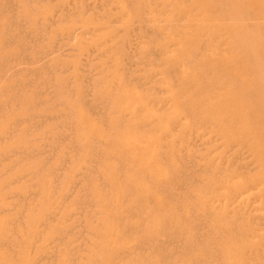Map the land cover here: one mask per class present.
<instances>
[{"label":"rangeland","instance_id":"rangeland-1","mask_svg":"<svg viewBox=\"0 0 264 264\" xmlns=\"http://www.w3.org/2000/svg\"><path fill=\"white\" fill-rule=\"evenodd\" d=\"M1 128L0 264H264V0H0Z\"/></svg>","mask_w":264,"mask_h":264},{"label":"bare ground","instance_id":"bare-ground-1","mask_svg":"<svg viewBox=\"0 0 264 264\" xmlns=\"http://www.w3.org/2000/svg\"><path fill=\"white\" fill-rule=\"evenodd\" d=\"M14 4H15V3H14ZM15 10H16V7H15ZM2 12H3V11H2ZM12 16H13V15H12ZM21 20H22V19H21ZM11 22H12V21H11ZM17 23H18V22H17ZM4 24H5V23H4ZM21 24H22V23H21ZM11 25H12V24H11ZM11 25H10V26H11ZM15 26H16V25H15ZM23 26H24V25H22V27H23ZM48 26H49V25H48ZM38 27H40V26H38ZM167 27H168V26H167ZM42 30H43V29H42ZM74 34H75V33H74ZM15 37H16V36H15ZM40 37H41V36H40ZM63 38H64V37H63ZM44 39H45V38H44ZM70 39H71V38H70ZM31 40H32V39H31ZM34 40H35V39H34ZM58 40H59V39H58ZM73 41H74V40H73ZM73 41H72V42H73ZM11 42H12V41H11ZM34 43H35V42H34ZM161 44H162V43H161ZM161 44H160V45H161ZM66 46H67V45H66ZM164 46H166V45H164ZM164 46H163V47H164ZM29 47H30V46H29ZM54 47H56V45H55ZM54 50H55V49H54ZM63 50H64V49H63ZM65 50H66V49H65ZM57 52H58V51H57ZM20 54H21V53H20ZM51 54H52V53H51ZM48 55H49V54H48ZM2 56H3V55H2ZM48 57H49V56H48ZM48 57H46V58H48ZM22 58H23V57H22ZM5 60H6V59H5ZM6 62H7V61H6ZM45 62H46V61H45ZM195 62H196V61H195ZM38 63H39V62H38ZM38 63L36 62L37 65H38ZM46 63H47V62H46ZM186 63H187V62H186ZM188 63H189V62H188ZM188 63H187V64H188ZM87 64H88V63H87ZM20 65H21V64H20ZM31 65H32V64H31ZM171 65H172V64H171ZM177 66H178V65H177ZM70 67H71V66H70ZM70 67H69V68H70ZM14 68H15V67H14ZM16 68H17V67H16ZM39 68H40V67H39ZM18 69H19V68H18ZM18 69H17V71H18ZM28 70H29V69H28ZM47 70H48V68H47ZM86 70H87V69H86ZM9 71H10V70H9ZM19 71H20V69H19ZM1 72H2V71H1ZM36 73H37V72H36ZM8 74H9V73H8ZM16 74H17V73H16ZM15 76H16V75H15ZM4 77H5V76H4ZM35 77H36V76H35ZM1 78H2V77H1ZM243 78H244V77H243ZM2 79H3V78H2ZM35 79H36V78H35ZM49 79H50V78H49ZM90 79H91V78H90ZM89 83H90V82H89ZM53 84H54V83H53ZM6 86H7V85H6ZM55 86H56V85H55ZM46 88H47V87H46ZM174 92H175V91H174ZM88 94H89V93H88ZM16 96H17V95H16ZM8 97H9V96H8ZM3 100H4V99H3ZM3 102H4V101H3ZM1 103H2V102H1ZM108 103H109V102H108ZM22 104H23V103H22ZM4 105H5V104H4ZM4 105H3V106H4ZM7 105H8V104H7ZM8 106H9V105H8ZM105 106H106V105H105ZM55 109H56V108H55ZM145 109H146V108H145ZM99 110H100V109H99ZM5 111H6V110H5ZM99 112H100V111H99ZM104 113H105V112H104ZM173 115H174V114H173ZM9 117H10V116H9ZM54 117H55V116H54ZM10 118H11V117H10ZM46 118H47V117H46ZM52 118H53V117H52ZM8 119H9V118H8ZM26 119H27V118H26ZM42 119H43V118H42ZM42 119H41V120H42ZM11 120H12V118H11ZM9 121H10V120H9ZM5 122H6V121H5ZM7 122H8V120H7ZM27 122H28V119H27ZM39 123H40V122H39ZM9 124H11V123H9ZM2 125H3V124H2ZM15 125H16V124H15ZM40 125H41V124H40ZM21 126H22V125H21ZM64 126H65V125H64ZM60 127H61V126H60ZM26 128H27V127H26ZM0 130H2V128H1ZM72 130H73V129H72ZM6 132H7V131H6ZM8 132H9V131H8ZM49 132H50V131H49ZM9 134H10V133H9ZM73 134H74V133H73ZM72 137H73V136H72ZM120 137H121V136H120ZM1 138H2V137H1ZM10 139H11V138H10ZM121 139H122V138H121ZM1 141H2V140H1ZM122 141H123V140H122ZM122 141H121V142H122ZM124 142H125V140H124ZM0 143H1V142H0ZM23 143H24V142H23ZM71 143H72V142H71ZM21 146H22V144H21ZM5 147H6V146H5ZM24 148H25V147H24ZM43 148H44V147H43ZM56 148H57V147H56ZM69 148H70V147H69ZM74 148H75V147H74ZM54 150H55V149H54ZM14 151H15V150H14ZM64 151H66V150H64ZM15 152H16V151H15ZM19 152H20V151H19ZM21 152H22V151H21ZM79 152H80V151H79ZM97 152H98V151H97ZM65 153H66V152H65ZM28 154H29V153H28ZM102 154H103V153H102ZM0 155H1V154H0ZM8 156H10V155H8ZM11 156H12V154H11ZM4 157H5V156H4ZM3 159H4V158H3ZM7 159H8V158H7ZM49 159H50V156H49ZM65 159H66V158H65ZM88 159H89V158H88ZM76 160H77V159H76ZM46 162H47V161H46ZM75 163H76V162H75ZM119 164H120V163H119ZM71 166H72V165H71ZM73 166H74V165H73ZM85 166H86V165H85ZM138 168H139V167H138ZM90 169H91V168H90ZM140 169H141V168H140ZM140 169H139V170H140ZM184 170H185V169H184ZM139 173H140V172H139ZM26 175H27V174H26ZM83 175H84V174H83ZM59 176H60V175H59ZM23 177H24V176H23ZM83 177H84V176H83ZM85 177H86V176H85ZM92 177H93V176H92ZM53 178H54V177H53ZM135 178H136V177H135ZM85 179H86V178H85ZM19 180H20V179H19ZM135 180H136V179H135ZM135 180H134V181H135ZM89 182H90V181H89ZM10 183H11V182H10ZM78 183H79V182H78ZM87 183H88V182H87ZM0 184H1V183H0ZM76 184H77V183H76ZM76 184H75V185H76ZM176 184H177V183H176ZM0 186H1V185H0ZM5 186H6V185H5ZM38 187H39V186H38ZM79 187H80V186H79ZM73 189H74V188H73ZM92 189H93V188H92ZM58 190H59V189H58ZM55 191H56V190H55ZM54 193H55V192H54ZM29 194H31V193H29ZM29 194H28V195H29ZM47 194H48V193H47ZM70 194H71V193H70ZM124 194H125V193H124ZM127 195H128V194H127ZM1 196H2V195H1ZM9 196H10V195H9ZM12 196H13V195H12ZM12 196H11V197H12ZM20 196H21V195H20ZM129 196H130V195H129ZM2 197H3V196H2ZM33 197H34V196H33ZM68 197H69V196H68ZM70 197H71V196H70ZM125 197H126V196H125ZM8 198H9V197H8ZM111 198H112V197H111ZM129 198H130V197H129ZM129 198H128V199H129ZM67 199H68V198H67ZM67 199H66V201H67ZM80 199H81V197H80ZM86 200H87V199H86ZM129 200H130V199H129ZM25 201H26V200H25ZM64 201H65V200H64ZM91 201H92V200H91ZM84 203H85V202H84ZM88 203H89V202H88ZM11 204H12V203H11ZM15 204H17V203H15ZM25 204H26V203H25ZM61 204H62V203H61ZM88 205H89V204H88ZM13 206H15V205H13ZM190 207H191V206H190ZM14 208H15V207H14ZM7 209H8V208H7ZM9 209H10V208H9ZM12 209H13V208H12ZM12 209H11V210H12ZM76 209H77V208H76ZM139 209H140V208H139ZM3 210H5V209H3ZM23 210H24V209H23ZM81 210H82V209H81ZM91 210H92V209H91ZM88 211H89V210H88ZM95 212H96V211H95ZM88 213H89V212H88ZM96 213H97V212H96ZM96 213H95V214H96ZM72 214H73V213H72ZM70 215H71V214H70ZM87 215H88V214H87ZM96 216H97V215H96ZM8 217H9V216H8ZM49 218H50V217H49ZM104 220H105V219H104ZM53 221H54V220H53ZM93 221H94V220H93ZM21 222H22V221H21ZM116 222H117V221H116ZM162 223H163V221H162ZM101 224H102V223H101ZM12 225H13V223H12ZM78 225H79V224H78ZM78 225H77V226H78ZM13 227H14V226H13ZM15 227H16V226H15ZM103 227H104V226H103ZM103 227H102V228H103ZM134 227H135V226H134ZM134 227H133V228H134ZM73 228H74V227H73ZM19 231H20V230H18V232H19ZM82 231H83V230H82ZM71 232H72V231H71ZM106 232H107V231H106ZM106 232H105V233H106ZM43 233H44V232H43ZM133 233H134V232H133ZM3 234H4V233H3ZM131 234H132V233H131ZM72 235H73V234H72ZM3 236H4V235H3ZM129 236H130V235H129ZM22 237H23V236H22ZM72 237H73V236H72ZM38 240H39V239H38ZM86 240H87V239H86ZM60 241H61V240H60ZM4 242H5V241H4ZM26 242H27V241H26ZM82 242H83V241H82ZM0 243H1V242H0ZM89 243H90V242H89ZM69 244H70V243H69ZM21 245H22V244H20V246H21ZM82 245H83V244H82ZM92 245H93V244H92ZM15 246H16V245H15ZM20 246H19V247H20ZM21 247H22V246H21ZM26 247H29V246H26ZM0 248H1V247H0ZM109 248H110V247H109ZM4 249H5V248H4ZM9 249H10V247H9ZM22 249H23V248H22ZM22 249H21V250H22ZM136 249H137V248H136ZM12 251H14V250H12ZM5 252H6V251H5ZM27 252H28V250L26 251V253H27ZM31 252H32V251H31ZM53 254H54V253H53ZM55 255H56V254H55ZM133 256H134V255H133ZM152 257H153V256H152ZM54 259H55V258H54ZM84 259H85V258H84ZM38 260H39V259H38ZM4 263H5V262H4ZM47 263H48V262H47ZM47 263H46V264H47ZM65 263H66V262H65ZM24 264H25V263H24ZM36 264H37V263H36ZM87 264H88V263H87Z\"/></svg>","mask_w":264,"mask_h":264}]
</instances>
